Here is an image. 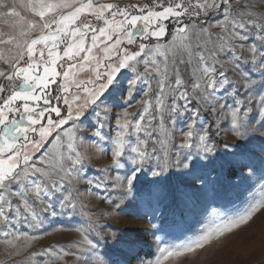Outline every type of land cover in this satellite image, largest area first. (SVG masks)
Segmentation results:
<instances>
[{"label": "rangeland", "instance_id": "1", "mask_svg": "<svg viewBox=\"0 0 264 264\" xmlns=\"http://www.w3.org/2000/svg\"><path fill=\"white\" fill-rule=\"evenodd\" d=\"M35 2L36 0H4V4L14 8L18 15H7L6 10L0 8V70L11 74L14 67H27L24 60L28 59V45L40 35L48 34V30H35L34 25L52 22L53 19L59 21L62 16H68L75 12L77 7L91 3V8H83V11L77 15L76 21L67 25L69 30L79 28L84 33L83 37L79 34L68 36L66 40H58L56 47L52 46L51 41L48 42L47 48L44 45H36L34 46L33 60L29 61L40 64L39 68L33 70L34 75H43L45 66L56 69L58 73L55 77L56 82L50 84V89L56 88L57 85L65 87V91L61 95L67 99L74 115L78 105L83 104L88 96L85 88L90 89L94 86L96 71L104 72L106 63L113 65L119 63L116 58V51L111 48L117 35L123 39V44L120 46L121 58L124 55V48H127L128 54H131L132 51H139L140 43H146L148 47L141 55L149 60H155L162 71L167 66L170 73L168 81L173 84L176 79L175 71L179 69L180 78L186 86L190 87L193 83L192 69L198 60L195 54L203 52L207 57V64H212L213 61L208 54L215 50L219 44L217 35L224 32L225 13L223 7L219 9L206 7L213 0H45L46 3L74 6L54 8L47 12L44 20L36 15L38 8L31 6ZM106 4L126 8L131 15H146L149 10L162 11L165 7H172L181 12L182 15L179 17V21L175 17L154 21L149 31L158 30L157 26L163 25L165 33L160 37H150L148 40H144L135 28H131L134 33V43L128 45L127 36L121 26L118 23H112L113 20L116 22L124 20L123 16L113 17L111 12L115 9H105L103 16L97 17L96 13L99 12L100 6ZM177 4L181 5L178 9L176 8ZM229 6L228 15L230 19H238L240 18L239 14L244 13L243 18L246 23L248 20H252L264 24V0H229ZM140 9L145 11L141 12ZM105 20L109 23L106 24ZM193 24L196 25L195 28L192 27ZM85 25H89V27H85ZM52 28L55 30L56 24H53ZM100 28L105 29V35L100 34ZM180 28H184L185 31L183 33L178 32ZM255 31L256 29L252 28V32ZM93 34L97 37L95 44L92 41ZM108 34L113 36L111 41L107 39ZM174 35L178 37L175 42H173ZM179 37H185V39L181 41ZM81 39L84 42L83 47L90 49V51L80 52L74 58L65 56L64 53L68 45H75ZM253 42L258 47L260 46V41H255L254 36L250 34L249 40L243 43L249 45ZM41 49L44 51L43 57L40 56ZM48 49L52 50L51 56L48 55ZM189 49L194 54L191 64L187 62ZM236 51L245 60L250 57L246 49L242 51L236 47ZM73 52H75V48H73ZM18 54H22L24 60H17ZM230 55L226 52L219 53V60L224 61L225 65L221 69L220 65L217 64V71L226 72L229 80L228 89L236 90L241 97H247L249 93L243 87L245 78L236 70L234 61L227 63ZM84 56H88V59H81ZM139 59L140 57L137 58V60ZM97 61H99V67ZM138 67L142 72L143 64H139ZM240 67L241 69H249L251 66L241 61ZM65 72L68 73L67 77L64 76ZM122 73L120 81L123 88H126L127 80L133 74L130 70H122ZM153 76L156 79L159 78L155 73ZM4 82V77H0V83ZM22 82V77H17L14 80L17 85ZM151 84L153 90L146 98L142 95L146 85L138 83L133 100L129 102V106L126 108L129 113L136 115H130L128 119H137L143 107L142 102L145 99H154L157 91L156 80H151ZM16 90L19 91V88L17 87ZM37 91L39 92V90ZM255 91L252 90L251 100H244L245 105L252 107L253 114L257 109ZM22 103L23 101L15 102L17 105ZM30 103L31 106H37L35 102ZM167 103H171V97H168ZM179 103L182 104L183 101H179ZM216 103L219 111L218 105L220 103L232 104L233 100L220 92L217 93ZM104 104H107L111 109V114L109 118L105 119L104 127L101 130L102 139L91 135L93 129L97 127V119L89 110L87 116L83 117V124H78L77 129L72 128L71 122L63 126L70 134L76 136V140L73 142L74 151L71 153L67 149V144L70 141L64 132L60 133L61 138L58 141L48 137L39 149H33L31 145L28 146L27 151L34 158H39L45 149H48V155L45 159L51 163L37 164L46 170L57 166L58 171L60 165L64 169L72 167L71 161L67 159L69 154L76 158V154L79 153L82 163L75 166V171L72 172L70 179L65 177L61 191L48 198L47 202H50L52 208L57 212L56 216L41 212L44 205L36 201L34 208L42 220L39 227L24 223L22 218L20 223L15 224V227L5 226L4 222L0 220V264H45V262L47 264H84L83 246L79 243L83 237L77 229H83L92 239H96V233L89 227L90 225H95L96 230L105 237L106 243L101 241L100 250L109 251L113 260H120L123 264L120 250L124 249V255H127V248L130 245L134 246L131 264H136L134 258L136 255L154 260L158 252L153 233L166 242L180 238L187 230L199 226L198 222L206 215L205 209L210 212L212 208H217L222 212L232 213L245 206L250 194L259 193V184L255 180H245L244 176L240 174L243 172L247 175L248 169L245 165L251 163L259 166L260 160L264 158V151H262L264 150V126H261L259 120L253 115L249 131L252 133L254 129L255 135L247 142L237 141L227 127H222L219 136L215 135V128L211 129L213 139L216 142L217 153L213 164L198 173L204 181L203 186L201 181H196V187L193 188L191 177L183 176L175 171L168 174L167 179L162 180L159 184H151L153 177L145 169L144 173L140 174L136 184L135 196L137 199L124 207L118 216L107 215V213L114 211L112 203L108 201L115 199L116 195L112 191L111 181H107L108 186L105 187L103 180L106 176L116 175L115 171H106L111 167L112 137L115 136L116 131L115 119L111 117L124 111L125 104L119 97L116 101H111L110 98L106 99ZM59 106L62 113H66L67 106L64 105L63 100ZM103 106L101 104L100 108L102 109ZM191 106H196L195 100ZM39 107H43L42 100L39 102ZM19 117V113L9 114L10 119H19ZM201 119L210 123L214 117L211 111L202 109ZM42 123L46 124V120ZM183 123V121H178V127H183ZM142 135L143 133H141ZM81 136L86 138L85 141L81 142ZM30 139L39 140V134H30ZM129 139L135 143L134 136L129 137ZM91 141H95V143H91ZM225 142L229 145L238 144L239 147L235 150L231 148L225 150ZM20 143H24L23 138H21ZM157 147L159 146L157 145ZM233 152H235L234 155ZM52 179H58V177L53 176ZM88 181H92L91 185ZM97 185L100 186L97 187ZM13 187L15 189V186ZM149 187L159 191L162 195L163 199L159 206L154 201L147 199L143 202L140 201V191ZM69 192L76 204V209L61 213L59 200ZM29 196L32 201H35L34 193H29ZM10 199L13 204H22L19 197L12 196ZM192 209L194 211H189ZM182 211L183 215L181 214ZM153 224L156 225V228H152ZM18 231L27 232L29 237L35 236L36 238L31 239L23 236L17 238L15 233ZM113 231L117 232L119 237L116 242L110 236ZM5 232L10 233V235H5ZM164 264H264V209L257 212L246 225L240 226L219 240L212 241L203 249H199L195 253L185 254L182 257H172Z\"/></svg>", "mask_w": 264, "mask_h": 264}, {"label": "snow or ice", "instance_id": "2", "mask_svg": "<svg viewBox=\"0 0 264 264\" xmlns=\"http://www.w3.org/2000/svg\"><path fill=\"white\" fill-rule=\"evenodd\" d=\"M31 6L38 8L36 15L44 20L48 11L74 5L36 0ZM91 7L92 5L89 3L83 7H77L75 12L68 16H62L59 21L53 19L52 22L34 25L35 30H48V34L40 35L31 41L27 48V60H24L22 54L17 55L16 59L24 60L27 67H14L11 74L0 70V77L5 79L4 83H0V101H2L0 103V220L4 222L5 226L15 227V224L20 223L22 218L24 223L39 227L42 220L34 208L36 201L44 205L41 212L49 213L52 216L57 215L51 203L47 202L48 198L61 191L65 177L70 179L72 172L75 171V166L81 164L82 160L79 153L76 154V158L69 154L67 159L71 161L72 167L64 169L60 165L58 171L57 166L46 170L37 164L51 163L45 159L48 155V149H45L39 158H34L28 153V146L31 145L33 149H39L48 137L58 141L61 138L60 133L64 132L70 141L67 144V149L71 153L74 151L73 142L76 140V136L70 134L63 126L71 122L72 128L77 129L78 124H83V117L87 116L89 110L97 119V127L93 129L91 135L102 139L101 130L104 127L105 119L109 118L111 114V109L107 104H104L106 99L110 98L111 101H116L119 97L125 104L124 111L111 117L115 119L116 131L115 136L112 137L111 167L106 171H115L116 175L103 178L105 187L108 186L106 182L111 181L112 191L116 194L115 199L108 201L112 203L114 209L113 212L107 213L110 216H118L124 207L137 199L135 196L136 184L140 174L144 173L145 169L153 177L151 184H159L162 180L167 179L168 174L175 171L183 176L191 177L193 188L196 187V181H201L203 186L204 181L198 173L213 164L217 153L216 142L213 139L211 129L215 128V135L219 136L222 127H227L231 134L236 137V140L243 143L255 135L254 129L252 133L249 131L253 115L259 120L261 126H264V24L252 20H248L246 23L243 18L244 13H240L238 19H230L228 15L230 11L229 0H213L211 4L206 5L210 9L223 7L225 13L224 32L217 35L219 44L215 50L208 54L213 61L212 64H207V57L203 52L195 54L198 60L192 69L193 83L190 87L186 86L180 78L179 69L175 71L176 79L173 84L168 81L170 73L167 66L162 71L155 60L143 57L141 54L148 47L146 43H140L139 51H132L131 54H128L127 48H124V55L121 58L120 46L123 44V39L117 35L111 48L116 51V58L119 63L115 65L106 63L104 72L96 71L94 86L90 89L85 88L88 96L83 104L78 105L74 115L67 99L61 95L65 91V87L57 85L56 88L50 89V84L56 82L55 77L58 75L56 69L45 66L43 75H34L33 70L39 68L40 64L29 61L33 60L34 46L36 45H44L47 48L48 42L51 41L52 46L56 47L58 40H66L68 36L79 34L83 37L84 33L79 28L69 30L67 25L76 21L77 15L83 11V8ZM180 7V4L176 5L177 9ZM0 8H4L7 15H18L14 8L4 4V0H0ZM105 9H115L111 12L113 17L117 15L124 17V20L119 22L113 20L112 23H118L121 26L127 36L128 45L134 43V33L131 28H135L144 40H148L150 37H160L165 33L163 25H158V30L149 31L154 21H161L168 17H175L179 21V17L182 15L181 12L172 7H165L162 11L149 10L146 15H131L126 8L106 4L100 6L99 12L96 13L98 18L103 16ZM140 11L145 10L140 9ZM105 23L108 24L109 21L105 20ZM53 24H56L55 30L52 28ZM85 27H89V25H85ZM192 27L195 28L196 25L193 24ZM252 28L256 29L254 33ZM184 31V28L178 29L180 33ZM99 32L101 35H105L104 28H100ZM250 34L254 36L255 41H260L259 47L255 42L249 45L243 43L249 40ZM107 39L111 41L113 36L108 34ZM177 39L178 37L174 35L173 42ZM179 39L183 41L185 37H179ZM96 40L97 37L93 34V44ZM83 43V39H81L75 45L69 44L64 53L65 56L74 58L80 52L90 51V49L83 47ZM236 47L242 51L246 49L250 57L245 60L236 51ZM73 48H75V52H73ZM222 52L231 54L227 63L234 61L236 70L245 78L243 87L249 93L247 97H241L236 90L228 89L229 80L226 72L217 71V64L220 65L221 69L225 65L224 61L219 60V53ZM188 54L189 60L187 62L191 64L194 54L190 49ZM48 55H52L51 49H48ZM40 56H44L43 49L40 51ZM138 57H140L139 60H137ZM81 59L87 60L88 56L81 57ZM241 61L251 67L241 69ZM141 63L143 64L142 72L138 67ZM97 66L99 67V61H97ZM122 70H130L133 74L128 78L126 88H123L120 81V76L123 74ZM153 73L159 78L156 79ZM64 76L67 77L68 73L65 72ZM17 77H22L23 82L19 85L14 83ZM153 79L156 80L157 90L154 99H145L137 119H128L130 115H136L129 113L126 108L129 106V102L133 100L138 83L146 85L142 95L148 98L149 93L153 90L151 84ZM17 87L19 91L16 90ZM252 90H256L257 109L255 114H253L250 105L244 104L245 99H252ZM220 92H223L225 97H231L233 103H220L218 111L216 101L217 93ZM5 93L7 95H4ZM168 97H171L170 104L167 103ZM41 100L43 107H39ZM61 100L67 106L66 113H62L59 106ZM193 100L196 101L195 107L191 106ZM16 101H23V103L17 105L15 104ZM179 101H183V103L181 104ZM30 102H35L37 106H31ZM101 104L104 105L102 109L100 108ZM98 109L100 110L98 111ZM202 109L211 111L214 117L212 122H205L201 119ZM10 113H19V119H10ZM44 120H46V124L42 123ZM178 121L184 122L183 127H178ZM36 133L39 134L40 139H30V134ZM141 133H143L142 136ZM132 136L135 137V143L129 139ZM21 138L24 141L22 144L20 143ZM85 139L83 136L80 137L81 142ZM91 143H95V141H91ZM224 147L225 150L229 148L235 150L239 145H229L225 142ZM234 154L235 152H233ZM245 167L248 169V174L245 175L243 172L240 174L244 176L245 180H255L259 184L260 191L256 195L250 194L242 209L232 213L222 212L217 208H212L210 212L205 209L206 215L198 222L197 228L189 229L182 237L167 242L153 233L158 255H155L154 260L136 255L134 257L136 264H164L172 257H182L188 253H195L212 241L219 240L240 226L246 225L257 212L264 209V158L260 160L259 166L250 163ZM53 176L58 177V179H52ZM88 183L91 185L92 181H88ZM99 186L97 185V187ZM29 193L35 194V201L31 200ZM12 196L19 197L22 204H13L10 199ZM139 199L141 202L145 199L154 201L159 206L163 197L159 191L149 187L140 191ZM59 209L61 213H66L68 210L75 211L76 204L70 192L60 198ZM189 211H194V209ZM181 214L183 215V211ZM89 227L95 231L96 239H92L83 229H77L83 237L79 243L83 246L84 264H121L120 260L112 259L109 251L100 250L101 241H105V237L96 230L95 225ZM152 228H156V225L153 224ZM5 235H10V233L5 232ZM15 235L17 238L20 236L36 238L35 236L29 237L27 232L18 231ZM110 236L114 242L119 240L115 231L111 232ZM161 244L163 246H160ZM133 247L130 245L127 248V255H124V249L120 250L123 264H131Z\"/></svg>", "mask_w": 264, "mask_h": 264}]
</instances>
